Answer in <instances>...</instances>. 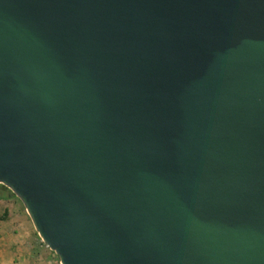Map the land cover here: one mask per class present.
<instances>
[{
    "label": "water",
    "instance_id": "obj_1",
    "mask_svg": "<svg viewBox=\"0 0 264 264\" xmlns=\"http://www.w3.org/2000/svg\"><path fill=\"white\" fill-rule=\"evenodd\" d=\"M0 184L60 264H264V0H0Z\"/></svg>",
    "mask_w": 264,
    "mask_h": 264
},
{
    "label": "crops",
    "instance_id": "obj_2",
    "mask_svg": "<svg viewBox=\"0 0 264 264\" xmlns=\"http://www.w3.org/2000/svg\"><path fill=\"white\" fill-rule=\"evenodd\" d=\"M50 251L20 200L0 198V264H50Z\"/></svg>",
    "mask_w": 264,
    "mask_h": 264
},
{
    "label": "trees",
    "instance_id": "obj_3",
    "mask_svg": "<svg viewBox=\"0 0 264 264\" xmlns=\"http://www.w3.org/2000/svg\"><path fill=\"white\" fill-rule=\"evenodd\" d=\"M5 196H15V195L6 186L0 184V198Z\"/></svg>",
    "mask_w": 264,
    "mask_h": 264
},
{
    "label": "rangeland",
    "instance_id": "obj_4",
    "mask_svg": "<svg viewBox=\"0 0 264 264\" xmlns=\"http://www.w3.org/2000/svg\"><path fill=\"white\" fill-rule=\"evenodd\" d=\"M48 259H49L48 261L51 262L50 264H60L59 258L53 250L50 251V255Z\"/></svg>",
    "mask_w": 264,
    "mask_h": 264
}]
</instances>
